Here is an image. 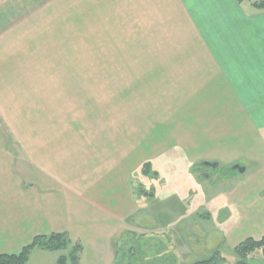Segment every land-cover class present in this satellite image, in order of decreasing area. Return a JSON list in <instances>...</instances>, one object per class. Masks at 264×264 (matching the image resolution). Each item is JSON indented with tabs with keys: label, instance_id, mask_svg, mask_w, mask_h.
I'll list each match as a JSON object with an SVG mask.
<instances>
[{
	"label": "crops",
	"instance_id": "obj_1",
	"mask_svg": "<svg viewBox=\"0 0 264 264\" xmlns=\"http://www.w3.org/2000/svg\"><path fill=\"white\" fill-rule=\"evenodd\" d=\"M72 10L96 15L85 20L127 21L129 28H142L143 51L160 54L158 77L168 86V99L206 101L211 110L223 109L213 124L224 132L231 122L223 120L242 118L239 127L252 140L246 152L226 146L227 153L214 160L200 161L177 146L136 163L112 130L109 137L97 136V147L89 145L91 153L68 170V151L83 147L90 135L66 125L81 141L76 137L61 146L63 159L58 155L55 168L49 106L30 104L24 112L12 88L17 83L0 77V255L20 252L38 235L67 232L82 243V264H114L120 236L140 230L172 242L173 251H165L167 264H192L211 256L200 257L192 248L197 232L188 221L197 215L225 256L223 246L233 250L248 237H262L264 195L255 187L259 181L264 189V11L250 0H0V22L16 19V13L31 15L28 20L70 21ZM242 159L249 164L246 176L224 177L214 186L193 170L196 163L234 165ZM148 160L161 174L158 197L137 203L132 180ZM252 164L261 171H253ZM141 213L155 216V223H136L134 216ZM57 256L36 248L27 264H56Z\"/></svg>",
	"mask_w": 264,
	"mask_h": 264
},
{
	"label": "rangeland",
	"instance_id": "obj_2",
	"mask_svg": "<svg viewBox=\"0 0 264 264\" xmlns=\"http://www.w3.org/2000/svg\"><path fill=\"white\" fill-rule=\"evenodd\" d=\"M14 16L16 19L0 22V77L9 76L13 78L11 82L17 83L12 88L24 112L30 104L49 106L56 138L52 146L55 168H59L58 155L63 159L61 146L81 138L65 130L66 125L84 137L86 132L90 135L83 147H71L68 151V170L91 153L89 145L97 147V136L109 137L112 130L120 147H129L136 163L150 156L158 158L163 151L177 146L186 147L200 161L222 158L227 147L237 154L246 152L252 135L239 127L242 118L231 116L223 120L221 124L231 122L224 132L222 126L213 124L226 113L223 109L211 110L205 106L206 101L168 99L172 96L167 94L168 86L161 85L158 77L160 54L143 51L142 28H129L127 21L85 20L96 15L74 10L70 21L28 20L31 15L24 13ZM241 164L249 165L245 159ZM205 165H198L204 166L198 174L200 179L206 177L210 186L224 177L246 176L224 162L217 168ZM251 167L261 171L259 166ZM250 178L253 180V176ZM260 184L258 181L255 189L264 195ZM227 186L239 188L229 183ZM134 219L136 223H155V216L148 214H138ZM164 219L161 216L159 221ZM205 221L198 215L188 221L195 226L197 238L192 248L200 257L220 249L218 239L213 238L215 233ZM171 243L151 232L127 231L116 242V264H167L165 251H173ZM224 249L228 263L232 264L236 260L234 249L223 246ZM251 263L264 264V259L258 256Z\"/></svg>",
	"mask_w": 264,
	"mask_h": 264
},
{
	"label": "trees",
	"instance_id": "obj_3",
	"mask_svg": "<svg viewBox=\"0 0 264 264\" xmlns=\"http://www.w3.org/2000/svg\"><path fill=\"white\" fill-rule=\"evenodd\" d=\"M243 1L245 0H239V2ZM250 1L253 2L257 10L264 11V0ZM197 169H200V166L196 165L193 167V170ZM160 176V171L152 161H145L141 165L138 176L132 180L135 188L134 199L137 203L154 200L158 197ZM36 248L58 253L56 264H82V243L78 240H73L67 232L38 235L20 252L0 255V264H27L33 250ZM233 251L236 255V260L232 264H252L251 262L258 256L264 259V235L260 238H246L235 246ZM117 259L114 264H116ZM192 264L229 263L227 257L220 250H217L209 258L194 261Z\"/></svg>",
	"mask_w": 264,
	"mask_h": 264
},
{
	"label": "water",
	"instance_id": "obj_4",
	"mask_svg": "<svg viewBox=\"0 0 264 264\" xmlns=\"http://www.w3.org/2000/svg\"><path fill=\"white\" fill-rule=\"evenodd\" d=\"M207 165H211L212 167L214 168H217L219 166V163L217 162H206ZM231 170H234V171H239L240 173H245L246 171V166L240 164V163H237V164H234L233 166L230 167ZM230 169H227V172L229 171Z\"/></svg>",
	"mask_w": 264,
	"mask_h": 264
},
{
	"label": "flooded vegetation",
	"instance_id": "obj_5",
	"mask_svg": "<svg viewBox=\"0 0 264 264\" xmlns=\"http://www.w3.org/2000/svg\"><path fill=\"white\" fill-rule=\"evenodd\" d=\"M205 166H208V165H205ZM203 167H204V166H203ZM203 167H200V169L203 168ZM208 167H209V166H208ZM210 167H212V166H210Z\"/></svg>",
	"mask_w": 264,
	"mask_h": 264
}]
</instances>
